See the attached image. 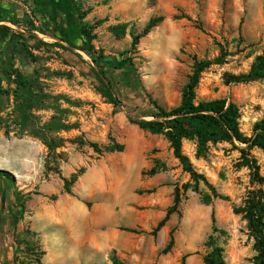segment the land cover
Returning a JSON list of instances; mask_svg holds the SVG:
<instances>
[{
	"label": "rangeland",
	"instance_id": "rangeland-1",
	"mask_svg": "<svg viewBox=\"0 0 264 264\" xmlns=\"http://www.w3.org/2000/svg\"><path fill=\"white\" fill-rule=\"evenodd\" d=\"M2 1L0 264H34L30 259L41 251L42 264H114L113 259L122 264H204L210 234L223 247L228 264H251L254 239L243 216L234 212L255 186L240 151L245 144L218 142L207 156L197 157L196 144L185 140L183 149L195 168L230 199L206 205L189 190L179 212L152 234L173 204L176 183L182 185L190 176L164 135L129 118L152 119L155 102L166 108L179 104L195 58L213 59L223 45L230 55L202 73L197 100L234 101L241 111V130L250 136L253 124L264 119V79L227 83V78L248 72L264 54V0ZM79 12H87L83 20ZM155 16L164 19L133 50L132 33H140ZM97 20L104 21L93 29L91 43L97 52L115 58L100 66L71 47L86 40L81 23ZM123 23L125 34L117 37L111 28ZM10 33L21 34L32 55L7 56L10 75L5 76L2 57ZM102 71L118 105L100 91ZM18 73L31 86H19ZM19 118H31V124L22 128L16 124ZM59 121L68 127L48 130L47 125ZM42 127L49 136L63 138V145L50 150L32 135L33 128ZM89 141L101 146L119 142L125 148L99 156ZM250 155L264 177V153L253 148ZM156 159L167 169L146 174ZM82 168L72 193H66L63 178ZM93 177L96 183L85 184ZM172 230L174 245L163 253ZM54 233L59 242L51 240Z\"/></svg>",
	"mask_w": 264,
	"mask_h": 264
},
{
	"label": "trees",
	"instance_id": "trees-1",
	"mask_svg": "<svg viewBox=\"0 0 264 264\" xmlns=\"http://www.w3.org/2000/svg\"><path fill=\"white\" fill-rule=\"evenodd\" d=\"M87 12H79L78 16L83 20ZM186 17L185 15H175V18ZM188 17V16H187ZM163 16L152 17L143 30L138 33H132L131 48L136 50L137 45L142 37L146 36L151 30L163 21ZM190 19V17H188ZM104 20H97L95 24H88L82 22L80 25V33L85 36L86 40L81 45L71 44L72 48H78L89 54L95 64L100 66L103 61H115L114 57L105 56L102 50L98 52L95 50L92 40L95 38L93 29L101 24ZM127 23L119 24L111 28L117 37H121L125 34ZM21 34L10 33L5 41L4 54L2 57L3 67L5 68V76H9V70L6 68L8 65L7 56L18 55L22 58L28 59L30 51L26 47L24 42L20 40ZM230 55L228 49L223 45L220 47V54L213 59H197L195 58L192 74L189 76L188 82L182 89L181 100L179 104L174 107L166 108L155 102L156 110L152 112V119H136L129 118L132 123H137L145 130L152 133L162 134L170 143V147L173 149V154L182 167V170L189 174L190 180L179 185L176 183L174 188V199L172 206L166 212L165 217L158 223V225L152 230V234H156L168 221L169 217L179 212V205L182 202L186 193L191 190L201 195L202 203L209 205L216 199L229 200V196L220 192L215 184H213L205 174L199 172L188 154L185 153L184 141L191 140L196 144L197 157L207 156L210 145L218 142H239L245 144L240 148L243 163L245 166L252 170V181L255 186L248 190L243 198L242 205L235 207L234 212L241 214L244 220L247 222V228L250 235L254 239V249L256 255L252 259L251 264H264V177L260 172V166L255 158L251 157L250 150L253 148H259L264 153V119L257 120L252 127V134L247 136L241 130L240 118L241 111L239 106L232 100L227 98H216L209 100H197V88L200 83L202 73L211 67L213 64H222L226 61ZM127 61L132 65L131 58H127ZM100 80L103 87L100 89L103 96L107 97L112 103L118 105L120 100L114 93L111 84L106 81L104 72H100ZM19 86H31L29 80L24 79L21 74H17ZM264 79V54L257 56L252 63L251 68L246 73L237 75H230L227 78V83H246ZM5 91V90H0ZM8 92V91H7ZM0 108V112H1ZM56 124L47 125L48 130L62 129L68 127L66 124H62L61 121ZM17 125L22 128H26L31 124V118H19L16 122ZM5 125L4 118H0V126ZM11 129L7 126L5 133L8 135ZM33 136L40 138L47 147L51 150L63 145V138L51 137L45 133L44 127L33 128L31 130ZM91 147L98 153L103 155L107 152L123 151L125 145L119 142H113L109 145L101 146L97 142H88ZM47 169L52 168L48 166ZM167 166L156 159L152 168L145 173L148 175H155L162 170H166ZM84 169H80L79 172L74 173L70 178H63V187L66 193L71 194V186L78 179ZM205 185L207 190H203L201 185ZM212 229L213 232L219 230L216 225V219L214 212H212ZM133 231V230H132ZM29 245V244H28ZM174 245L173 230L171 231L170 241L163 249V253H167ZM207 245L211 248L204 258V264H228L224 257V249L216 242L214 234H210ZM31 250L34 247L29 246ZM30 259V262L37 264L41 263V255ZM114 264H122L116 259ZM3 264H9L8 262ZM185 261L183 260V263Z\"/></svg>",
	"mask_w": 264,
	"mask_h": 264
},
{
	"label": "bare ground",
	"instance_id": "bare-ground-1",
	"mask_svg": "<svg viewBox=\"0 0 264 264\" xmlns=\"http://www.w3.org/2000/svg\"><path fill=\"white\" fill-rule=\"evenodd\" d=\"M93 175V174H92ZM87 178H90V177H87ZM96 178V177H95ZM94 182L96 183V180L94 179V177L91 179V181L89 180L88 183H85V184H94ZM87 186V185H85ZM88 187V186H87ZM94 193V191H93ZM92 195V194H91ZM61 204V203H60ZM80 215V214H79ZM52 241H56V242H59L60 241V238L59 236L57 235V233H54L53 235V238L51 239Z\"/></svg>",
	"mask_w": 264,
	"mask_h": 264
},
{
	"label": "crops",
	"instance_id": "crops-1",
	"mask_svg": "<svg viewBox=\"0 0 264 264\" xmlns=\"http://www.w3.org/2000/svg\"><path fill=\"white\" fill-rule=\"evenodd\" d=\"M0 1H2V0H0ZM11 1H13V0H11ZM39 2H41L42 4H45V5H49L48 4V1L49 0H38ZM65 1H67V2H69V0H65ZM3 2V1H2ZM2 2L0 3V4H2ZM68 4V3H67ZM0 9H2V5H1V8ZM64 27H68L67 25L68 24H65V22H64ZM49 262V261H48ZM34 264H37V263H34ZM40 264H42V263H40ZM48 264V263H47ZM52 264H53V262H52Z\"/></svg>",
	"mask_w": 264,
	"mask_h": 264
}]
</instances>
